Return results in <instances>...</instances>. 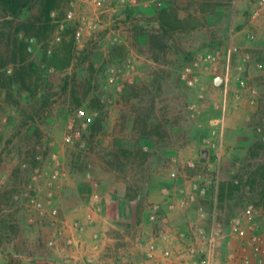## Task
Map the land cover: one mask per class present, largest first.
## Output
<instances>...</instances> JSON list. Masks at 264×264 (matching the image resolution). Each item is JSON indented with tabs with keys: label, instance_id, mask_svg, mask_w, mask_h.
Returning <instances> with one entry per match:
<instances>
[{
	"label": "rangeland",
	"instance_id": "obj_1",
	"mask_svg": "<svg viewBox=\"0 0 264 264\" xmlns=\"http://www.w3.org/2000/svg\"><path fill=\"white\" fill-rule=\"evenodd\" d=\"M146 1L97 8L56 0L49 19L42 0H30L17 18L0 4V264L142 262L161 229L152 214L173 231L186 230L199 218V201L181 204L196 191L195 178H219L221 205L222 183L247 181L261 162L250 160L249 148L264 137V88L256 81L264 76V0H219L215 13L203 20L193 12L187 32L172 38L160 32L157 11L176 7L186 18L192 1ZM216 53V61L200 65L193 87L181 80L193 58ZM57 59L69 66L48 65ZM80 109L99 113L85 147L64 143ZM213 137L216 148L207 143ZM233 193L222 213L253 204L264 235L257 190Z\"/></svg>",
	"mask_w": 264,
	"mask_h": 264
},
{
	"label": "built area",
	"instance_id": "obj_2",
	"mask_svg": "<svg viewBox=\"0 0 264 264\" xmlns=\"http://www.w3.org/2000/svg\"><path fill=\"white\" fill-rule=\"evenodd\" d=\"M97 8L104 6L108 0H76ZM128 0H120L126 2ZM130 2H139V0H129ZM155 0H147L151 2ZM257 16V13L254 14ZM73 17V13H69V18ZM91 27V26H90ZM64 28V25H61ZM82 32H77V40H80ZM35 41L31 39L29 42V51H33ZM234 53L237 48H229ZM53 52L48 50V54ZM218 54H210L205 60L204 58H193L184 68L181 74V80L190 87H193L197 81L196 71L203 62L216 61ZM50 73L55 72V68H48ZM113 73L112 70H109ZM111 75V74H110ZM113 75V74H112ZM111 83L115 82L114 76L110 79ZM99 117V113L93 111L91 113L80 109L75 112L70 126V130L64 137V143L67 145L76 142L85 147L83 140L85 131L89 128L93 119ZM215 131L213 135H215ZM211 147L216 148V138H210L207 142ZM41 176L35 175L34 180L37 181ZM57 177V175H55ZM200 178V177H199ZM195 192L192 193L187 200L182 201V205L197 204L199 213L198 222L186 230L173 231L165 220L157 214L150 216V221L155 224L160 221L161 229L155 234L154 239L147 243V249L142 262H130V264H264V235L260 231L258 223L255 221V213L257 210L253 204L248 205L240 214L225 215L220 209L218 202V185L219 178L211 182H200L195 178L193 180ZM238 183V181H236ZM216 187L214 191L209 188ZM166 196L170 195L167 187L163 188ZM212 194V196H211ZM211 196V197H210ZM204 201L210 203L208 209ZM35 202V201H33ZM41 203H37V207H41ZM182 206V207H183ZM175 206H171L174 209ZM53 214L58 215V211L54 210ZM88 220L93 222L94 214L88 215ZM73 239L67 240V245H73ZM176 244V245H175ZM53 245V243H50ZM222 261L220 262L219 258Z\"/></svg>",
	"mask_w": 264,
	"mask_h": 264
},
{
	"label": "trees",
	"instance_id": "obj_3",
	"mask_svg": "<svg viewBox=\"0 0 264 264\" xmlns=\"http://www.w3.org/2000/svg\"><path fill=\"white\" fill-rule=\"evenodd\" d=\"M30 0H0L2 9L8 14H11L13 17H19L25 9L31 4ZM56 0H42L40 6L44 16L49 19L51 12L56 8ZM189 3V9H193L191 14H188L186 18H182L179 14V9L176 7H163L160 8L156 13L155 21L159 25V30L163 33L164 37H175L178 34L186 33L192 19L194 18L193 12L196 14H202V19L213 14L221 6L219 0H191ZM154 54L158 55L159 50L154 45L152 47ZM73 52H70V56ZM49 66L55 65L59 69H64L69 66V62L62 61L57 59L51 60ZM256 81L259 82V85L264 88V76H258ZM26 89L32 93L31 88L25 85ZM38 89L37 84H35V90ZM260 113H264V91L260 97ZM263 115V114H262ZM125 155L128 154L127 158L131 157V153L128 150H123ZM249 157L250 160L261 161L254 164V167L248 173V180L240 179L236 184L233 180L228 184L222 183L220 187V207L223 208V204L228 199H232L233 192L235 190H240V188L249 185L251 189L257 190L259 200L256 202V206L264 208V137L257 140L249 148ZM253 166V165H252ZM237 181V180H236Z\"/></svg>",
	"mask_w": 264,
	"mask_h": 264
},
{
	"label": "water",
	"instance_id": "obj_4",
	"mask_svg": "<svg viewBox=\"0 0 264 264\" xmlns=\"http://www.w3.org/2000/svg\"><path fill=\"white\" fill-rule=\"evenodd\" d=\"M222 82H223V78L222 77H218L217 80L215 81V84L217 86H220L222 84ZM208 156H209V151L208 150L202 151V158L206 159V158H208Z\"/></svg>",
	"mask_w": 264,
	"mask_h": 264
},
{
	"label": "crops",
	"instance_id": "obj_5",
	"mask_svg": "<svg viewBox=\"0 0 264 264\" xmlns=\"http://www.w3.org/2000/svg\"><path fill=\"white\" fill-rule=\"evenodd\" d=\"M181 212H185V211H181ZM133 213H134V212L131 211V212L128 213V214L132 217V216H133ZM183 215H186V214H183ZM180 225H182V223H180ZM181 229H183V228H181ZM75 264H77V263H75ZM79 264H80V263H79Z\"/></svg>",
	"mask_w": 264,
	"mask_h": 264
}]
</instances>
